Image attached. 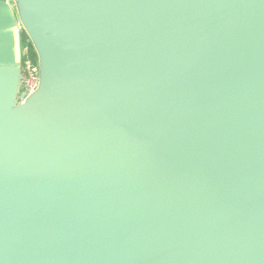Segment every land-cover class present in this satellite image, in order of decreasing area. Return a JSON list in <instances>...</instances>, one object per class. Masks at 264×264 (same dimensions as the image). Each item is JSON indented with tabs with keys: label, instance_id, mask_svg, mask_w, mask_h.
<instances>
[{
	"label": "water",
	"instance_id": "water-1",
	"mask_svg": "<svg viewBox=\"0 0 264 264\" xmlns=\"http://www.w3.org/2000/svg\"><path fill=\"white\" fill-rule=\"evenodd\" d=\"M0 264H264V0H0Z\"/></svg>",
	"mask_w": 264,
	"mask_h": 264
},
{
	"label": "built area",
	"instance_id": "built-area-1",
	"mask_svg": "<svg viewBox=\"0 0 264 264\" xmlns=\"http://www.w3.org/2000/svg\"><path fill=\"white\" fill-rule=\"evenodd\" d=\"M23 55L21 89L29 94L38 86L39 64L38 60L30 55L28 47L23 48Z\"/></svg>",
	"mask_w": 264,
	"mask_h": 264
},
{
	"label": "trees",
	"instance_id": "trees-1",
	"mask_svg": "<svg viewBox=\"0 0 264 264\" xmlns=\"http://www.w3.org/2000/svg\"><path fill=\"white\" fill-rule=\"evenodd\" d=\"M22 42H23V48H24V47H28L30 55H31L35 60H37V55H36V53H35V51H34L33 45H32V43L30 42L29 38L26 36L25 33L23 34Z\"/></svg>",
	"mask_w": 264,
	"mask_h": 264
}]
</instances>
